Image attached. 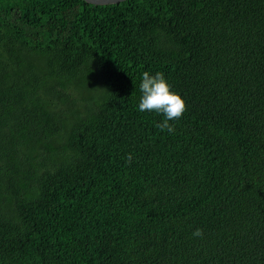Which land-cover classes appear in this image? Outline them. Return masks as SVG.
<instances>
[{
    "label": "trees",
    "instance_id": "obj_1",
    "mask_svg": "<svg viewBox=\"0 0 264 264\" xmlns=\"http://www.w3.org/2000/svg\"><path fill=\"white\" fill-rule=\"evenodd\" d=\"M0 264H264V0H0Z\"/></svg>",
    "mask_w": 264,
    "mask_h": 264
},
{
    "label": "clouds",
    "instance_id": "obj_2",
    "mask_svg": "<svg viewBox=\"0 0 264 264\" xmlns=\"http://www.w3.org/2000/svg\"><path fill=\"white\" fill-rule=\"evenodd\" d=\"M139 89L141 96L138 103V111L155 112L163 116V119L156 122L155 127L161 131H167L169 134L175 132L174 124L170 121H176L182 118L186 111V104L183 98L172 90L162 72L150 74L144 71L141 74ZM132 154L126 156L125 162H132ZM194 237L202 238V229H195L192 233Z\"/></svg>",
    "mask_w": 264,
    "mask_h": 264
},
{
    "label": "water",
    "instance_id": "obj_3",
    "mask_svg": "<svg viewBox=\"0 0 264 264\" xmlns=\"http://www.w3.org/2000/svg\"><path fill=\"white\" fill-rule=\"evenodd\" d=\"M84 1L95 5H106V4L118 3L124 0H84Z\"/></svg>",
    "mask_w": 264,
    "mask_h": 264
}]
</instances>
